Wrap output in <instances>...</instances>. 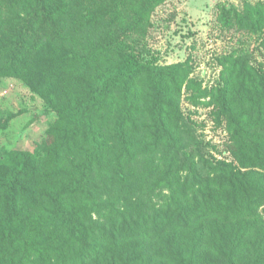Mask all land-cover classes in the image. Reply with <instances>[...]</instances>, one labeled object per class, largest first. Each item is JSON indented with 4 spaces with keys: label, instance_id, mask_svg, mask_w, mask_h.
Instances as JSON below:
<instances>
[{
    "label": "trees",
    "instance_id": "16d2710c",
    "mask_svg": "<svg viewBox=\"0 0 264 264\" xmlns=\"http://www.w3.org/2000/svg\"><path fill=\"white\" fill-rule=\"evenodd\" d=\"M165 1L0 0V79L56 114L42 148L0 154V264H264V70L226 55L199 95L236 161L189 150L190 61L153 65L123 39ZM257 8L220 20L257 30Z\"/></svg>",
    "mask_w": 264,
    "mask_h": 264
},
{
    "label": "rangeland",
    "instance_id": "374dc122",
    "mask_svg": "<svg viewBox=\"0 0 264 264\" xmlns=\"http://www.w3.org/2000/svg\"><path fill=\"white\" fill-rule=\"evenodd\" d=\"M226 3L243 10L258 6L262 27L257 30L226 29L220 17ZM152 26L143 35L124 37L127 46L142 60L172 65L189 60L191 81L184 85L181 108L190 133L189 150L210 158L236 161L231 150L228 123L218 116L216 104L197 103L200 92L223 84L224 58L246 56L264 70V0H166L152 13ZM225 61V60H224ZM55 112L46 100L20 78L0 79V154L14 149L33 150L45 145Z\"/></svg>",
    "mask_w": 264,
    "mask_h": 264
}]
</instances>
